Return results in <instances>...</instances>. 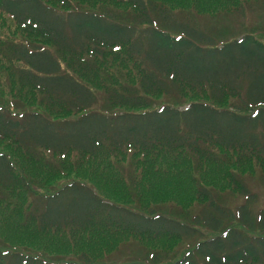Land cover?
<instances>
[{"label": "trees", "instance_id": "1", "mask_svg": "<svg viewBox=\"0 0 264 264\" xmlns=\"http://www.w3.org/2000/svg\"><path fill=\"white\" fill-rule=\"evenodd\" d=\"M115 1L132 9L0 0V13L23 35L0 39V58L18 88L48 111L0 97V140L52 172L63 173L64 158L73 154L77 166L86 158L112 163L135 202L151 165L161 175L175 166L176 178L194 182L198 203L144 213L103 199L82 181L43 192L25 165L0 150V209L10 207L20 221L14 210L27 199L22 220L35 221L40 232L130 237L122 249L143 239L184 243L180 257L147 251L150 264H264V18L236 34L218 21L264 0H222L220 10ZM62 113L76 117L51 118ZM210 165L226 177L227 189L201 182ZM53 259L10 250L0 240V264H78Z\"/></svg>", "mask_w": 264, "mask_h": 264}, {"label": "rangeland", "instance_id": "2", "mask_svg": "<svg viewBox=\"0 0 264 264\" xmlns=\"http://www.w3.org/2000/svg\"><path fill=\"white\" fill-rule=\"evenodd\" d=\"M84 7V9H95L100 5L109 6L112 8L131 10L128 5L118 4L115 0H71ZM173 10L180 8H189L192 6H206L207 8L223 9L225 4L222 0H204L200 3L199 0H154ZM253 3V2H251ZM257 8H252L251 12L241 13L240 11L227 14L224 18L218 20L210 16L206 17V22L210 25H217V20L223 23L224 26H231L226 28L231 33H241L244 30H253L260 26L264 18V5L260 7L259 4L263 2H255ZM259 7L261 11H258ZM249 15V16H248ZM23 35L15 27L12 19L0 13V39L10 41H20ZM39 42L35 38L31 39ZM45 47H50L45 44ZM91 82V81H90ZM93 87L101 90L97 81L92 82ZM0 97L5 101H17L24 104L25 110L40 111L48 113V111L39 106L37 97L32 92H26L24 89H19L18 84L10 79V73L6 63L0 58ZM158 98V97H156ZM129 110L128 108H120V111ZM144 111L145 109H136ZM72 113H62L58 115H51L53 120L75 118ZM7 143L0 140V150L10 152L19 163L25 165L27 173L38 181V186L41 191H47L50 185L60 182V187L71 181H82L90 185L100 196L104 199L114 202L118 205L132 207L136 210L147 212L157 205L164 207L172 206L177 208H190L195 206L199 199L196 193V186L190 179L179 180L176 178L175 166L172 167V172L169 175H161L153 164L150 166L151 172L147 174L145 183L140 189L141 197L139 202H135L126 189V182L119 178L114 170L112 163L107 166L106 163L101 164L97 159L86 158L81 166L75 163L76 156L70 155L64 158L66 165L63 173L52 172L45 170L42 167L35 166L26 162L24 154L16 152ZM106 165V167H105ZM192 170V166L186 164ZM210 165L206 167L200 174L201 182L207 186L227 189L229 184L226 177L217 175V169ZM225 175V174H224ZM44 184V187H43ZM229 205L234 206L235 202L229 200ZM28 200L19 199V205L15 208L18 216L17 221L14 215L10 212L11 208L6 210L0 209V240H2L9 249L22 251L24 253L50 257L66 258L64 260H71L79 256L86 255L89 263L92 264H124L127 261L141 262L142 264H149L146 261L147 251H168L170 254H180L184 243L181 240H153L143 239L140 241L133 240L131 246L123 247L121 245L129 241L130 237L115 236V235H101L93 236L91 232H85L81 235L71 236L68 232L54 233L48 231L42 233L36 227V222L31 221L24 223L22 215L27 212ZM169 208H167L168 210ZM166 210V209H165ZM110 254V258H107ZM143 258V259H139Z\"/></svg>", "mask_w": 264, "mask_h": 264}]
</instances>
